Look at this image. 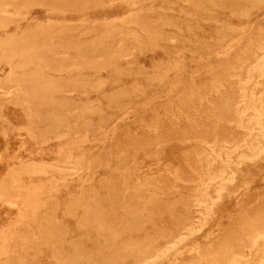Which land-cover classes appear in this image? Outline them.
<instances>
[{
	"label": "rangeland",
	"instance_id": "1",
	"mask_svg": "<svg viewBox=\"0 0 264 264\" xmlns=\"http://www.w3.org/2000/svg\"><path fill=\"white\" fill-rule=\"evenodd\" d=\"M260 32L264 0H0V264H225L264 212Z\"/></svg>",
	"mask_w": 264,
	"mask_h": 264
},
{
	"label": "bare ground",
	"instance_id": "2",
	"mask_svg": "<svg viewBox=\"0 0 264 264\" xmlns=\"http://www.w3.org/2000/svg\"><path fill=\"white\" fill-rule=\"evenodd\" d=\"M264 50V33L260 32L257 37L255 38V45H254V49L250 48L249 50V54H253V53H257L258 51H263ZM245 54V53H244ZM248 54V55H249ZM260 54V53H259ZM261 72H264V57L262 58L261 61ZM244 78V77H243ZM255 83V87L261 83V81L259 80H254ZM250 98L252 100V105L250 107H252V110L254 112V114L257 117L258 120V124L261 126V128L264 130V94H262L261 96L257 97L255 92H254V88H252L251 92H250ZM243 119V118H242ZM241 124V123H240ZM239 124V125H240ZM257 125V124H256ZM218 136V135H217ZM203 141L205 139H202ZM208 140V139H206ZM227 140V139H226ZM248 140V139H247ZM246 140V141H247ZM209 143V140H208ZM227 143V142H226ZM239 146V145H238ZM245 146V145H244ZM214 147V146H212ZM251 147V146H250ZM230 149V148H229ZM227 148V150H229ZM252 150V149H251ZM213 156V155H212ZM225 163V162H224ZM228 163V161L226 162V164ZM240 166V165H239ZM163 171V170H162ZM164 172V171H163ZM178 173V172H177ZM156 174V173H155ZM154 174V175H155ZM158 174V173H157ZM156 174V175H157ZM162 174V173H160ZM164 174V173H163ZM162 174V175H163ZM172 174V173H171ZM159 175V174H158ZM157 175V176H158ZM180 175V174H179ZM238 175V174H237ZM236 175V176H237ZM150 176V174H149ZM154 178V177H153ZM141 179V178H140ZM156 179V178H154ZM158 179V178H157ZM156 179V180H157ZM235 176L232 177L231 180H234ZM152 180V179H151ZM160 180V179H159ZM164 180V179H163ZM166 180V179H165ZM168 180V179H167ZM167 180L165 182H167ZM161 181V180H160ZM154 182V181H152ZM157 182V181H155ZM226 184H223V186L220 187L219 189V193L221 194L222 191H224ZM154 193V192H153ZM152 194V193H151ZM212 196V195H211ZM216 203V202H215ZM214 203V204H215ZM212 211V210H211ZM212 213V212H210ZM248 225L250 226L251 229V234L245 239L243 240L242 244H240V246L238 248H234L232 243H230L229 246L225 247V251L222 254L221 259L224 257L226 262H231L232 264H239L242 260V255L244 254L246 247L249 246V244H251L252 242L255 241V239L257 238L259 233H264V212L257 215L256 217H254L253 219L251 218ZM262 238V237H261ZM259 242V241H258ZM256 246V245H255ZM254 246V247H255ZM151 247V246H150ZM254 250V249H253ZM221 251V250H220ZM220 251H217L220 253ZM215 252V254L217 253ZM264 252V251H263ZM219 257L221 256L220 254H218ZM264 255V253L262 254ZM213 256V255H212ZM214 257V256H213ZM251 257V256H250ZM211 258V257H210ZM204 259V258H203ZM213 259V258H212ZM219 259V261L221 260ZM206 261V260H205ZM210 261V260H209ZM208 261V262H209ZM213 261V260H212ZM216 262V261H215ZM225 262V264H226ZM206 264V263H205ZM217 264V263H216ZM242 264V263H241ZM256 264V263H255ZM259 264V263H258Z\"/></svg>",
	"mask_w": 264,
	"mask_h": 264
}]
</instances>
